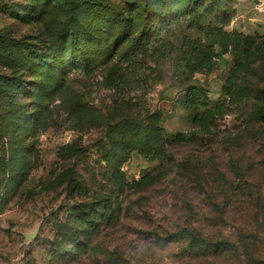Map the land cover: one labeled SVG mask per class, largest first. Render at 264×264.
Listing matches in <instances>:
<instances>
[{
  "label": "rangeland",
  "instance_id": "rangeland-1",
  "mask_svg": "<svg viewBox=\"0 0 264 264\" xmlns=\"http://www.w3.org/2000/svg\"><path fill=\"white\" fill-rule=\"evenodd\" d=\"M207 3L0 0V264H264V0Z\"/></svg>",
  "mask_w": 264,
  "mask_h": 264
},
{
  "label": "trees",
  "instance_id": "trees-1",
  "mask_svg": "<svg viewBox=\"0 0 264 264\" xmlns=\"http://www.w3.org/2000/svg\"><path fill=\"white\" fill-rule=\"evenodd\" d=\"M131 4H137L140 3L142 4L143 8L147 12H153V10H156L158 15L160 17H166L169 14H181V15H187L191 14L192 8L195 6V4L198 1H203L207 2L206 5V13L208 14H214L215 16L221 15V20L226 19L230 20L232 16L235 15V9L231 7L228 11H226V0H167L162 3V5L157 8H155V5H151L150 0H128ZM94 6L98 8H103L106 10H109V7L103 5L100 2H94ZM218 23L215 24V27L213 29V34L208 33V38H210L211 42V47H212V55L214 57H220L222 54H225L228 52L230 46L233 44V41H235L238 38L245 37L242 33L237 32V31H232L228 32L225 31L224 26L221 21H217ZM213 22L205 23V28L203 29L206 31V29L212 30ZM216 46H219L222 51L220 53H215L214 48ZM195 96V98H200V94L204 93L202 89L199 88H193L192 91ZM207 97H205L206 99ZM204 106L205 103H202ZM189 105V104H188ZM125 129L127 130V134L129 137L132 139L134 145L138 149V151L143 154L148 156L152 152V137L151 133L149 130V127L145 125L143 122L139 120H133V121H128L125 125ZM225 244V242H224ZM207 249L206 253L214 254V253H219L218 247L215 246V248ZM253 264V263H251Z\"/></svg>",
  "mask_w": 264,
  "mask_h": 264
},
{
  "label": "water",
  "instance_id": "water-1",
  "mask_svg": "<svg viewBox=\"0 0 264 264\" xmlns=\"http://www.w3.org/2000/svg\"><path fill=\"white\" fill-rule=\"evenodd\" d=\"M26 237H28V238H30V237H32V234H26Z\"/></svg>",
  "mask_w": 264,
  "mask_h": 264
}]
</instances>
